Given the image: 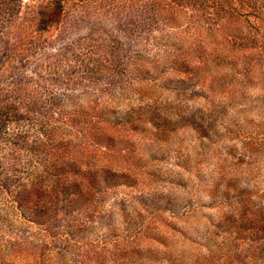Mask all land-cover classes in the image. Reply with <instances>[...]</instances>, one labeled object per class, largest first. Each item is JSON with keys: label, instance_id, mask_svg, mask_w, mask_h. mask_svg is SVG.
Returning <instances> with one entry per match:
<instances>
[{"label": "rangeland", "instance_id": "374dc122", "mask_svg": "<svg viewBox=\"0 0 264 264\" xmlns=\"http://www.w3.org/2000/svg\"><path fill=\"white\" fill-rule=\"evenodd\" d=\"M169 3L0 0V264H264V89Z\"/></svg>", "mask_w": 264, "mask_h": 264}, {"label": "trees", "instance_id": "16d2710c", "mask_svg": "<svg viewBox=\"0 0 264 264\" xmlns=\"http://www.w3.org/2000/svg\"><path fill=\"white\" fill-rule=\"evenodd\" d=\"M191 1L200 10V18L195 24L197 44L189 54L194 52L202 65L199 70L219 74L222 68L219 83L233 82L232 93L242 101L247 97L246 85L263 90L264 0H169V7L189 10Z\"/></svg>", "mask_w": 264, "mask_h": 264}]
</instances>
